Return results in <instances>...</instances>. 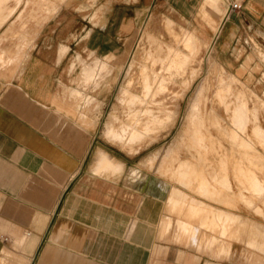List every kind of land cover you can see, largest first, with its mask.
Masks as SVG:
<instances>
[{"label": "crops", "instance_id": "1", "mask_svg": "<svg viewBox=\"0 0 264 264\" xmlns=\"http://www.w3.org/2000/svg\"><path fill=\"white\" fill-rule=\"evenodd\" d=\"M231 2L241 3L242 9L226 16ZM43 5L28 14L21 41L29 44L22 50L19 67L0 70V264H264V223L254 225L258 229L253 236L237 229L245 221L229 211L232 204L246 203L264 219V180L258 181L253 171L248 174L254 184L259 183H250L256 186L253 192L262 196L232 192L229 186L232 162L261 161L249 152L254 147L251 140H238L244 149L229 152L220 161L228 170L224 182H229L228 192L201 175L189 158L166 162L161 177L125 161L121 175L98 176L91 170L95 150L104 148L94 140L99 137V117L95 112L92 124V107L105 101L109 79L115 80L129 55L126 36L137 15L142 25L146 16L151 22L158 9L166 8L182 25H196L195 40L200 45L212 41L218 62L239 78L252 77L254 83L259 72L255 68L262 63L255 44L264 50V0H46ZM211 6L217 13L213 18L202 12ZM198 8L202 13H196ZM11 13L0 16V41L14 52L8 44L14 40L11 32L3 33L14 22L17 12ZM8 56L0 52L5 58L2 66L13 58ZM94 63L113 69L99 87L82 77ZM136 167L131 175L130 169ZM168 180L179 185L171 190V200L177 199L185 209L178 211L177 231L160 229V219L168 215V190L174 184ZM195 180L204 183L196 185ZM181 186L227 207L194 197ZM192 202L199 206L190 207ZM205 212L209 219L203 224L210 225L214 216L212 232L200 227L199 216Z\"/></svg>", "mask_w": 264, "mask_h": 264}, {"label": "rangeland", "instance_id": "2", "mask_svg": "<svg viewBox=\"0 0 264 264\" xmlns=\"http://www.w3.org/2000/svg\"><path fill=\"white\" fill-rule=\"evenodd\" d=\"M45 1L46 0H0V16L5 15L11 10L12 15L14 13L16 14L17 12V14L14 16V22L12 26H9L3 32L4 34L11 32L14 40L12 43L8 42V44H11L15 51L10 52L6 50V48L1 46L3 41H0V52H3L7 56L9 55L8 57L11 56L13 58L7 59V61H9L7 66H2L5 63V58H0V70L6 67H19V64L22 60L21 58L24 54L22 50H26L29 44L28 42L21 41V39H25L24 35L27 28L26 22L27 18L29 19L28 14L32 16L33 13H36L40 7L45 6L43 5ZM76 1L87 2L90 0ZM10 2L13 3L11 8L8 6ZM22 3L25 4L24 9L17 11L16 8ZM28 6L35 8L37 7V9L26 11L25 8ZM52 6L54 5L52 4L51 7ZM166 11V8L158 9L155 18L149 22L146 16L142 25L139 24L140 21L137 15V19H135L132 28L127 32L128 34L126 37L128 40L126 42V54L129 53V55H126L120 73L118 75L114 74L115 80L113 81V79H109V86L107 87L108 89L103 92L105 93L103 95L105 97V101L103 100V102L100 104L92 107V124L96 123L97 115L99 117L97 124V135H99V137L96 136L94 139L98 141L96 145H101L104 146V148H107L106 150L118 160L130 162L132 164L134 163L144 171L151 172L160 177L163 176L162 174L165 172L164 168L166 162L174 164L178 163L181 158H189V161L194 163V166H196V169L201 175L208 179L212 184H215L220 189L228 192V187L224 184V182H226L225 179L227 178L228 170H224L222 168L220 161L226 159V155L229 152L232 153L233 151H239V148L241 149L242 147L241 145H237L238 140H241V138H246L251 140L252 145L254 146L252 149L249 148L250 154L252 153V156L255 155L256 158L260 157L261 161H257L256 164H248L244 161L232 162L229 171V177L230 174L232 175V184L229 186L231 189H233L232 192L234 190H238L239 192L245 194H255L250 184L251 179L248 177V174L253 171L254 174H256L258 181L264 180V50L260 45L255 44L257 55L263 64L259 63L260 65L255 68L259 72L253 78L255 79L254 83H252V77L247 78L248 75H241L243 77L239 78L237 75L228 72L222 63H219L216 59L213 49L211 52V59L213 62L211 61L212 63L209 64L208 62L201 61V59L207 53V44L205 46L200 45L198 42H196V44L194 43L196 50L193 52V55L189 56L188 58L186 56L185 58L184 56L186 54V48L182 43H178V41L177 43L175 42L177 37H174L173 34H169L170 32L167 29L166 19H172L173 17L171 18L169 12ZM197 12H204L208 17L211 18H213L212 14L216 13L212 6L208 9H203L202 12L199 11L198 8L196 13ZM172 21L173 30L179 32L181 30V26L184 25L178 21H175L174 19H172ZM148 26L150 27L149 35H144L141 37L143 30L145 31ZM184 27L188 30V32L190 31L191 33L199 36V31L196 25L189 23V25ZM213 32H215V27L213 28ZM164 52H166V54ZM133 54H136L137 59L135 60L133 67L129 69V64ZM164 54L167 56V59L173 58L172 60H174L175 58L174 62H176L178 66L175 67L173 63V70L171 69V73L168 71H163L162 76L165 74V77H163L168 82L158 83L160 77L157 72L159 71L162 62L158 61L159 63L156 64L154 63V60L162 59L166 62V57ZM182 55L184 56L182 57ZM186 59L188 62H186ZM182 62L184 65L182 64V66L179 67V64ZM146 66L147 69L145 70ZM108 68L112 69L111 66H108ZM150 71H152V73ZM112 74L113 69L110 73L106 72L102 74L100 79L95 83L96 87L100 86V81L102 79L110 77ZM171 74L176 78L174 77V79L171 77ZM143 76H146V79L148 80L143 79ZM156 76H158V80ZM126 80H130L132 83L130 85L131 89L129 87L127 93L125 94L121 91ZM201 80H204L206 83H204L203 88V90H205H202L201 93L203 95H199L198 97V105L192 109L189 106L195 95V90L201 83ZM219 82H221V84ZM143 85L144 88L142 87ZM146 88L148 89L145 90ZM226 88L228 90H226ZM218 89L221 91L218 92ZM142 90L145 91L142 92ZM225 91L229 92L226 93ZM93 92L95 93L96 90H93ZM142 93H145L144 95H146V97ZM137 95H140L142 98H137ZM134 97L136 98L134 99ZM129 98L132 101L135 100V103H133ZM93 101H95V97L91 102ZM128 101L131 102L128 103ZM244 104L246 110H242V106H244ZM197 107L198 109H196ZM236 109H240L242 113L245 111V115L240 113L241 111H235ZM136 111H138V113H136ZM144 111L146 114H143ZM149 111L152 114L149 113ZM247 111L250 112L247 113ZM95 112H97V115ZM254 112L257 113L255 114ZM148 113L149 115H147ZM131 117L134 118V121L137 120L138 123L137 126L139 130L135 137H132L131 135L133 132V127L128 125L132 122ZM235 117H238L237 120L234 119ZM88 118H90V116ZM239 119L241 122H246V125L243 122H237ZM234 120L236 121V125H234ZM83 123L85 125L89 124L88 122L84 121ZM240 123L244 124L241 125L242 128H238ZM108 127H110L111 131L117 133H120L122 132V129L127 128L123 134L124 136L126 135V139L122 141L117 137L115 138L112 134H110L111 131L108 132ZM257 129L261 132V135L259 133L256 134L253 132L257 131ZM199 137L201 139H199ZM200 140H203V142ZM198 145L200 146L198 147ZM204 148H206V151H203ZM96 150L94 156H96ZM201 152H204V154ZM155 167L159 168L155 169ZM131 170H133V168L130 169V174L135 175L136 173L133 174ZM134 170L137 171V167L134 168ZM168 183H174V181H169ZM203 183L204 182L201 180H195L196 185H203ZM227 184H229V182H227ZM177 186H179L177 183L170 184L168 197L165 202L168 215H164L160 219V229H168L169 231L170 229H173V231H177V229H175L174 222L178 216V211L185 210L182 208L183 206L181 204H177L176 201L171 200V190ZM180 188L184 192L189 193L194 197L213 202L218 207H227V204H223L220 201H214L209 197L207 198L202 196L200 193L190 187L181 186ZM226 196L229 198L231 197L230 194H226ZM244 205L232 204V206L229 207V211L241 217V219L245 221L244 225L237 227V229H243L244 232L248 230L253 232V236H255L258 228H256L254 225L259 222L264 223V219H262L259 216L260 214L258 213V215L257 212L249 207L246 203ZM236 210L243 211L247 217H244L242 214L236 212ZM199 217L201 229H204L205 232L214 231L212 227L214 225L215 219L212 214L210 225L206 223V221L203 224L204 220L209 219L208 212L201 214ZM217 221L221 223L220 219H217ZM185 229L191 230L192 228L187 227ZM189 233L190 232H187L185 236H189ZM221 237L225 238V235L221 234ZM208 238V234H205L204 241L208 242ZM240 238L241 236L238 235L239 240ZM244 239L245 238L243 236L242 240ZM188 242L189 245H193L189 239Z\"/></svg>", "mask_w": 264, "mask_h": 264}, {"label": "bare ground", "instance_id": "3", "mask_svg": "<svg viewBox=\"0 0 264 264\" xmlns=\"http://www.w3.org/2000/svg\"><path fill=\"white\" fill-rule=\"evenodd\" d=\"M225 15V14H224ZM226 16H227V10H226ZM173 21H172V19H170V18H167L166 19V25H167V29H168V31L170 32L169 34H173L174 35V37H177V40L175 41L176 43H177V41H178V43H182L183 45H184V47L186 48H184L185 50H186V54H185V56L184 55H182V57L184 56L185 58H186V56H187V58L189 57V56H191V55H193V52L196 50L195 49V45H194V43L196 44V40H195V37H194V35L189 31L188 32V30L183 26V27H181V30L179 31V32H176V31H174L173 30V23H172ZM174 26H175V24H174ZM218 30H216V32H217ZM149 33H150V27L148 26L146 29H145V31L143 30V32H142V34H141V37H143L144 35H149ZM173 35H171V36H173ZM140 37V38H141ZM173 37V38H174ZM147 39V38H146ZM174 39H176V38H174ZM201 42H203V41H201ZM170 43V42H169ZM177 45V44H176ZM181 45V44H180ZM180 45H178V46H180ZM182 45V46H183ZM170 46V45H169ZM206 46V45H205ZM174 49V48H173ZM182 49V48H181ZM212 49H213V47H212V41H210L208 44H207V53L205 54V56L201 59V61H205V62H208L209 64L210 63H212L213 61H212V59H211V52H212ZM157 50H158V48H157ZM170 50H171V48H170ZM173 51V50H172ZM172 51H171V53H172ZM175 51V50H174ZM178 51H180V50H178ZM159 52H161V51H159ZM165 54H166V52H164ZM148 54H150V53H148ZM164 54V55H165ZM175 55H177V54H175ZM149 56V55H148ZM165 57H166V62L164 61V60H162V59H157V60H154V58H153V60H154V63H159V62H162V64H161V67H160V69H159V71L157 72L158 73V75H159V80H158V76H156L157 77V80H158V83L160 82V83H166V82H168L163 76H162V73H163V71H168V72H172V65H173V63H174V66L176 67V66H178L177 65V63L176 62H174V60H175V58H174V60H172L173 58H172V56H171V58L172 59H167V56L165 55ZM164 57V58H165ZM176 57V56H175ZM147 58H150V57H147ZM163 58V57H162ZM177 58L179 59V57L177 56ZM137 58H136V54H133V56H132V59H131V62H130V64H129V69L130 68H132L133 67V65H134V62H135V60H136ZM190 59V58H189ZM184 60V59H183ZM187 60V59H186ZM159 61V62H158ZM179 61V60H178ZM212 61V62H211ZM153 62V61H152ZM165 62V63H164ZM179 62H181V61H179ZM186 62H188V60L186 61ZM150 63V62H149ZM164 63V64H163ZM98 64V63H97ZM182 64H183V62L182 63H180L179 64V67H181L182 66ZM188 64V63H187ZM184 65V64H183ZM144 66V65H143ZM152 66H154V65H152ZM143 68V67H142ZM150 68L152 69V67L150 66ZM141 69V68H140ZM147 69V66L145 67V70ZM172 69V70H171ZM179 69V68H178ZM150 70V69H149ZM158 70V69H157ZM195 70V69H194ZM197 70V69H196ZM112 71V69H109L108 68V65H105V64H102L101 66L99 65V66H97L96 65V63H94V65L93 66H87L85 69H84V71H83V73H82V77H83V80L85 81V82H94V84H93V87H96V85H95V83L100 79V76L102 75V74H104V73H110ZM142 71V70H141ZM140 71V72H141ZM128 72H130V71H128ZM140 72H139V74H140ZM151 73H152V71H150ZM174 72H176V71H174ZM185 73V72H184ZM144 74H146V73H144ZM168 74V73H167ZM176 74V73H175ZM154 75H157V74H154ZM177 75V74H176ZM171 77H173V75L171 74ZM175 77V76H174ZM173 77V78H174ZM147 77L146 76H143V79H146ZM176 78V77H175ZM174 78V79H175ZM156 79V78H155ZM142 80V79H141ZM146 80H148V79H146ZM145 80V81H146ZM154 80V79H153ZM206 80V79H205ZM208 80V79H207ZM173 81V80H172ZM149 82V81H148ZM156 82V81H155ZM209 82V81H208ZM207 82V83H208ZM221 82H222V80H221ZM221 82H219L220 84H221ZM131 81L130 80H126L125 82H124V84H123V88H122V91L121 92H124L125 94L127 93V91H128V89H129V87H130V85H131ZM153 83V82H152ZM177 83V82H176ZM204 83H205V81L203 80H201V83L197 86V88H196V90H195V95H194V97H193V99H192V101H191V104H190V108H192V109H194L195 108V106L196 105H198V102H199V95H203L201 92H202V90H203V88H204ZM144 84V83H143ZM157 84V83H156ZM206 84V83H205ZM146 85H148V84H146ZM218 85V84H217ZM82 86V85H81ZM92 86V85H91ZM90 87V86H89ZM143 88H144V85L142 86ZM228 87H230V86H228ZM78 88H80V87H78ZM130 89H131V87H130ZM148 88H146L145 90H147ZM220 89H222V88H220ZM220 89H218V92L219 91H221ZM144 90V91H145ZM205 90V89H204ZM203 90V91H204ZM226 90H228L227 88H226ZM77 91V90H76ZM75 90H74V92H76ZM143 90H142V92H144ZM229 91H230V89H229ZM229 91H227V92H229ZM226 92V91H225ZM226 92V93H227ZM134 93V92H133ZM137 93V92H136ZM150 93V92H149ZM76 96H80L79 95V93L77 92V93H74ZM74 94H71L72 96L74 95ZM84 94V93H83ZM143 95L145 94V93H142ZM142 94H140V95H142ZM216 94H217V92H216ZM221 94H222V92H221ZM74 95V96H75ZM140 95L138 96L137 95V98H139L140 97ZM142 95V96H143ZM219 95H220V93H219ZM237 95H239V94H237ZM145 97H146V95H144ZM149 96V95H148ZM218 96V95H217ZM223 96V95H222ZM225 96V95H224ZM82 97V96H81ZM85 97V96H84ZM90 97V96H89ZM88 97V98H89ZM131 97H132V95H131ZM218 97H220V96H218ZM217 97V98H218ZM239 97V96H238ZM242 97V96H241ZM76 98V97H75ZM136 97H134V99H135ZM140 98H142V97H140ZM223 98V97H222ZM85 99H87V97L85 98ZM130 99V98H129ZM202 99V98H201ZM221 99V98H220ZM237 99V98H236ZM83 100V99H82ZM131 100V99H130ZM145 100V99H144ZM243 100V99H242ZM87 101V100H86ZM132 101V100H131ZM131 101H128V103L129 102H131ZM138 101V100H137ZM140 101V100H139ZM222 101V100H221ZM89 102V101H88ZM133 103H135V100L134 101H132ZM244 102V101H243ZM245 102H246V99H245ZM127 103V104H128ZM241 103V102H240ZM130 104H132V103H130ZM133 105V104H132ZM243 105V104H242ZM248 105V104H247ZM240 106V105H239ZM82 107V106H81ZM130 107V106H129ZM239 108V107H238ZM243 108H245V104H244V106H242V110H246V108L245 109H243ZM196 109H198V107L196 108ZM240 109H241V107H240ZM240 109H236L235 111H241ZM87 110H89V107L87 106ZM136 110V109H135ZM198 111V110H197ZM132 112V111H131ZM194 112H196V111H194ZM193 112V113H194ZM233 112V111H232ZM248 112H250V111H247V113ZM134 113V112H133ZM136 113H138V111H136ZM149 113H151L150 111H149ZM149 113L147 114V115H149ZM240 113H242V111L240 112ZM245 113V111L242 113V114H244ZM255 114L257 113V112H254ZM143 114H146L145 113V111H144V113ZM152 114V113H151ZM234 114V113H233ZM129 115H131V114H129ZM134 115V114H133ZM236 115V114H235ZM245 115V114H244ZM247 115V114H246ZM233 116V115H232ZM85 117V121L84 122H86V119L89 117L88 116V114L86 115V116H84ZM134 117V116H133ZM255 117V116H254ZM135 118V117H134ZM134 118H132L131 117V124H128V125H130V126H132L133 127V132H132V137H135L136 135H137V133H138V130H139V128H138V126H137V120L136 121H134ZM238 118V117H237ZM237 118L235 117L234 119L235 120H237ZM246 119H247V116H246ZM234 120V122H235V124L234 125H236V121ZM242 120V119H241ZM237 122H241L240 121V119L237 121ZM243 122V121H242ZM241 122V123H242ZM130 123V122H129ZM240 123V126L238 127V128H242L241 127V125H244V124H241ZM238 124V123H237ZM109 125V124H108ZM246 125V124H245ZM238 126V125H237ZM111 127H112V125H111ZM125 127V126H124ZM234 127H236V126H234ZM245 127V126H244ZM243 127V128H244ZM122 128V127H121ZM131 128V127H130ZM146 128V127H145ZM107 129V128H106ZM108 129H109V131L108 132H110L111 131V129H110V127H108ZM125 129H127V128H125ZM125 129H122V132H120V133H117V132H113V131H111V133L110 134H112L115 138L117 137L119 140L121 139L122 141L124 140V139H126L125 137H126V135L124 136L123 134L125 133ZM241 130V129H240ZM242 130H244V129H242ZM258 130V129H257ZM117 131V130H116ZM237 131V130H236ZM242 132V131H241ZM256 132H258V131H256ZM109 134V135H110ZM111 135V136H112ZM201 137V136H200ZM199 137V139H201ZM260 138V137H259ZM198 139V140H199ZM209 139V138H208ZM130 140V139H129ZM206 140V139H205ZM248 140V139H247ZM201 141V140H200ZM200 141H197V142H200ZM130 142V141H129ZM196 142V141H195ZM201 142H203V140L201 141ZM132 143V142H131ZM246 143V142H245ZM244 143V144H245ZM248 143V142H247ZM195 144H198V143H195ZM203 144V143H202ZM123 145H125V144H123ZM204 145V144H203ZM200 145H198V147H199ZM204 147V146H203ZM206 148H204V150H205ZM206 151V150H205ZM222 166V165H221ZM223 166H224V164H223ZM91 170H92V172H93V174L94 175H98V176H100V175H102V174H112V175H121V173L123 172V170H124V162L123 161H121V160H118V159H116L113 155H111L109 152H107L106 150H104V148H98L97 150H96V156H94V161H93V164H92V167H91ZM225 170V169H224ZM131 172L134 174V173H136L135 172V170H131ZM254 175V174H253ZM253 177V176H252ZM255 177H256V175H255ZM254 178V177H253ZM251 179V178H250ZM256 179V178H255ZM181 180H182V178H181ZM256 181V180H255ZM263 180H261V182H262ZM251 182H253V180L251 181ZM257 182H255V184H254V182L252 183V184H254V185H258L259 183H257ZM262 183H260V185H261ZM264 184V183H263ZM226 185H228V184H226ZM253 186V185H252ZM255 187L256 186H254V187H252L253 188V190L255 191ZM260 187V186H259ZM258 186H257V188H256V190L259 188ZM178 189V188H177ZM260 189V188H259ZM263 189V188H262ZM259 190H257L256 192L257 193H259L258 192ZM262 192H264V191H262ZM178 192H176V194H177ZM178 196L180 195L179 193L177 194ZM176 195V196H177ZM263 194L261 193L259 196H262ZM178 196H177V198H178ZM180 196H182V194L180 195ZM189 196V195H188ZM263 198H264V196H262ZM184 199H186V197H184ZM175 201H177V199L175 200ZM192 201V200H191ZM198 201V200H197ZM196 203H198V202H196ZM195 202L193 203H190L189 205H190V207H192V208H194V207H196L197 205L199 206V204H196ZM253 205V204H252ZM203 206H205V205H203ZM208 209V208H207ZM258 209H259V207H258ZM209 211V210H208ZM261 211V210H260ZM261 213V212H260ZM222 219H223V217H222ZM189 220V219H188ZM190 221V220H189ZM182 224H184V223H182ZM180 225V224H179ZM185 225H188L187 223L186 224H184V226ZM183 226V227H184ZM183 227H182V229H183ZM185 227H187V226H185ZM184 227V228H185ZM27 235V234H26Z\"/></svg>", "mask_w": 264, "mask_h": 264}, {"label": "built area", "instance_id": "4", "mask_svg": "<svg viewBox=\"0 0 264 264\" xmlns=\"http://www.w3.org/2000/svg\"><path fill=\"white\" fill-rule=\"evenodd\" d=\"M242 9V5L239 2H231L227 7V16Z\"/></svg>", "mask_w": 264, "mask_h": 264}]
</instances>
